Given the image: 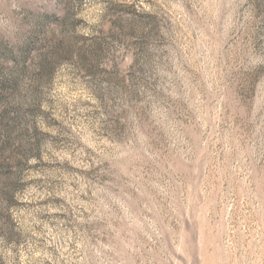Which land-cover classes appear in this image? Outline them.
Instances as JSON below:
<instances>
[{
	"label": "rangeland",
	"instance_id": "1",
	"mask_svg": "<svg viewBox=\"0 0 264 264\" xmlns=\"http://www.w3.org/2000/svg\"><path fill=\"white\" fill-rule=\"evenodd\" d=\"M0 264H264V0H0Z\"/></svg>",
	"mask_w": 264,
	"mask_h": 264
}]
</instances>
